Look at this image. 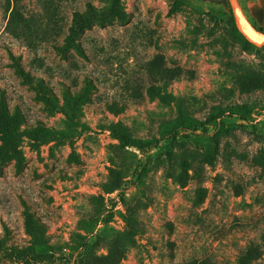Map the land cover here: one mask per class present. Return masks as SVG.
<instances>
[{"label":"rangeland","instance_id":"rangeland-1","mask_svg":"<svg viewBox=\"0 0 264 264\" xmlns=\"http://www.w3.org/2000/svg\"><path fill=\"white\" fill-rule=\"evenodd\" d=\"M230 1L0 0V264H264V52Z\"/></svg>","mask_w":264,"mask_h":264},{"label":"trees","instance_id":"trees-1","mask_svg":"<svg viewBox=\"0 0 264 264\" xmlns=\"http://www.w3.org/2000/svg\"><path fill=\"white\" fill-rule=\"evenodd\" d=\"M219 3L223 6L227 12L230 13L231 17L234 18V11L230 0H218ZM251 23L255 27L256 30L260 31L261 33H264V29L257 26V24L250 18ZM243 50L250 52L251 50H258L264 52V44L262 46L255 44L250 39L245 37V43L244 47H242ZM262 59L264 61V54L262 56ZM262 72H258L256 77H252L248 80H243L242 84L240 85L242 91H244L246 94L256 92L259 90H264V62L260 63ZM245 106L247 105L244 104ZM236 108V104L230 103V109ZM114 134L118 136L122 141H124L127 145L132 144H138V145H146L149 142H143L142 140H131L128 136L125 134L114 131Z\"/></svg>","mask_w":264,"mask_h":264},{"label":"bare ground","instance_id":"bare-ground-1","mask_svg":"<svg viewBox=\"0 0 264 264\" xmlns=\"http://www.w3.org/2000/svg\"><path fill=\"white\" fill-rule=\"evenodd\" d=\"M238 25L243 33L253 42L261 43L264 40V34L257 31L244 14L238 0H232Z\"/></svg>","mask_w":264,"mask_h":264}]
</instances>
